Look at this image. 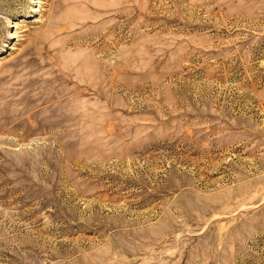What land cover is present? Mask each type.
<instances>
[{"label":"rangeland","instance_id":"rangeland-1","mask_svg":"<svg viewBox=\"0 0 264 264\" xmlns=\"http://www.w3.org/2000/svg\"><path fill=\"white\" fill-rule=\"evenodd\" d=\"M0 264H264V0H0Z\"/></svg>","mask_w":264,"mask_h":264}]
</instances>
